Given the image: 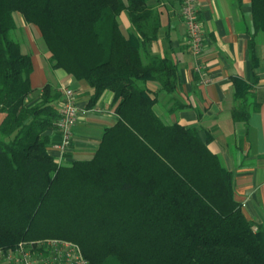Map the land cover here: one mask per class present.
<instances>
[{"label": "trees", "instance_id": "trees-1", "mask_svg": "<svg viewBox=\"0 0 264 264\" xmlns=\"http://www.w3.org/2000/svg\"><path fill=\"white\" fill-rule=\"evenodd\" d=\"M159 1L0 0L1 250L52 238L77 244L88 264H264V230L233 199L211 136L153 111L147 82L167 93L179 82L172 61L146 50L160 29ZM15 13L37 29L53 69L92 88L89 107L113 93L116 122L90 160L49 155L62 93L47 83L31 97L33 64L12 37ZM250 16L264 31V0H251Z\"/></svg>", "mask_w": 264, "mask_h": 264}, {"label": "crops", "instance_id": "crops-1", "mask_svg": "<svg viewBox=\"0 0 264 264\" xmlns=\"http://www.w3.org/2000/svg\"><path fill=\"white\" fill-rule=\"evenodd\" d=\"M196 1L205 44L197 58L189 50L180 0L154 3L160 12V29L146 50L172 61L179 82L170 93L160 90L158 81L147 82L156 100L153 111L167 123L196 128L202 138L211 136L208 148L231 173L233 199L245 219L264 230V31L253 29L251 0ZM118 22L127 37L130 22L125 12ZM24 24L29 27H24L21 51L30 55L33 64L29 80L34 99L47 83L61 93L70 88L76 96L78 119L70 143L62 149V135L50 131L48 153L57 164L90 160L103 130L116 122L113 93L105 91L89 107L92 88L62 69H53L39 32ZM234 79L243 81L247 90L237 91ZM234 113H248L247 120L235 121Z\"/></svg>", "mask_w": 264, "mask_h": 264}, {"label": "built area", "instance_id": "built-area-1", "mask_svg": "<svg viewBox=\"0 0 264 264\" xmlns=\"http://www.w3.org/2000/svg\"><path fill=\"white\" fill-rule=\"evenodd\" d=\"M181 17L186 28L189 50L197 58L203 51L202 26L196 0H180ZM198 69V66H197ZM199 70V69H198ZM60 118L56 130L63 139L62 149L67 148L71 129L78 119L76 96L72 89L64 88L59 102ZM3 262V263H2ZM2 264H88L80 247L63 239H44L34 243H20L14 250L0 249Z\"/></svg>", "mask_w": 264, "mask_h": 264}, {"label": "rangeland", "instance_id": "rangeland-1", "mask_svg": "<svg viewBox=\"0 0 264 264\" xmlns=\"http://www.w3.org/2000/svg\"><path fill=\"white\" fill-rule=\"evenodd\" d=\"M14 19H15V21H16V23L18 24V25H20L19 26V28H18V31L17 32H14L13 34H12V37L15 39V40H17L18 42H20L21 43V40H24V37H23V34H24V27L27 29V27H29V26H24L25 24H24V21H23V18L21 17V15L20 14H18V13H15L14 14ZM32 98H34V95L32 94V96H31ZM48 239V238H47ZM50 239V238H49ZM44 240V239H43ZM3 263V262H2ZM2 263H0V264H2Z\"/></svg>", "mask_w": 264, "mask_h": 264}]
</instances>
